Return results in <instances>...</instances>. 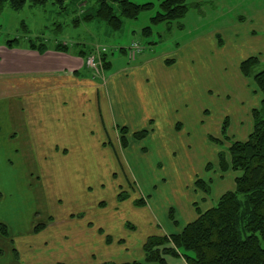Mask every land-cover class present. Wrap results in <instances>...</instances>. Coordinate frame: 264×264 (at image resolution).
Returning a JSON list of instances; mask_svg holds the SVG:
<instances>
[{
	"label": "rangeland",
	"instance_id": "obj_1",
	"mask_svg": "<svg viewBox=\"0 0 264 264\" xmlns=\"http://www.w3.org/2000/svg\"><path fill=\"white\" fill-rule=\"evenodd\" d=\"M131 1L150 2L151 7L140 11L135 19L123 18L118 30L102 20L82 19L84 13L95 10L96 0H65L62 7L54 0L44 4L27 1L20 9H13L7 1L0 2V47L17 38L23 46L33 39L47 46L67 43L86 53L93 48L91 55L101 69L104 46L113 62L108 73L120 63L118 60L126 64L119 48L136 40L146 46L144 54L171 51L177 69L196 64V90L190 85L185 97L188 106L179 109L181 114L186 113L184 118H189V135L184 134L185 142L179 143L180 150L173 156L169 151L178 147L169 140L171 148L161 146L167 142H160L158 149L156 139L131 137L128 146L122 148L110 132L99 142L90 140L93 137L73 142L83 145L81 152L54 157L46 151L48 142L40 140L39 132L38 148L32 150L29 145H35L34 141L27 145L21 132L8 139L5 130L11 125L0 109V221L8 227L7 236L0 233V264L143 261L142 247L149 235L179 231L196 217L197 207L203 210L214 205L224 191L234 187L235 172L221 171L217 154L228 145V139L246 137L253 120L252 114L248 117L242 109L250 104L223 103L228 90L238 86L235 72L242 60L256 56L254 71L264 69V32L248 24V19L237 24L242 15L248 17L264 7V0H185L188 9L183 17L158 23H151L150 18L160 10L162 0ZM111 5L119 13L117 2ZM145 26L151 27L149 34L142 32ZM253 28L257 29L250 34ZM256 34L261 36L258 42L253 37ZM216 46L222 48L218 50ZM141 61L139 55L131 64ZM245 92L247 99H257L253 105L258 107L262 94L251 78ZM232 96L240 101L237 93L229 98ZM226 106L229 110L232 106L233 111L240 108V115L246 117H241L240 125L234 117V125L227 124V129L233 126L232 130L225 133L218 123ZM162 127L167 129L164 124ZM42 172L50 181L43 182L42 187L34 183L29 186ZM200 178L207 191L196 186ZM138 198L142 203L136 205ZM147 202L153 211L152 220L145 217L146 209L142 208ZM52 222L55 223L50 225ZM39 223L42 227L33 231ZM32 226L37 248H21L20 236L13 243L11 234H24ZM166 259L169 264H186L183 256Z\"/></svg>",
	"mask_w": 264,
	"mask_h": 264
},
{
	"label": "crops",
	"instance_id": "obj_2",
	"mask_svg": "<svg viewBox=\"0 0 264 264\" xmlns=\"http://www.w3.org/2000/svg\"><path fill=\"white\" fill-rule=\"evenodd\" d=\"M247 16L242 15L237 24L248 19L250 21L248 24L258 27V29L253 28L250 34H254L256 29L264 32V7ZM259 35L253 36L257 38V42L261 37ZM57 43L47 46L44 52L20 44L0 47V109L5 120L11 125L5 130L8 139L15 138L21 132L24 134L23 141L27 145V142L34 141L35 145H29L32 150L34 147L38 148L39 132L40 140L44 139L48 142H46L48 145L46 151H51L49 155L63 157L74 151L84 150L82 144L77 146L73 142L89 140L91 137L93 138L90 140L99 142L110 132L124 148L120 140V128L124 126L127 129L126 146L131 137L135 138L134 132L145 129L147 133L142 140L148 137L156 139L158 149L160 142L169 140L178 147L169 151L172 152V156L176 150H180L179 143L185 142L184 134L189 135L187 131L189 124L186 123L189 118H184L186 113L181 114L179 109L188 106L185 97H188L190 85H193L194 91L196 90V64L193 67L188 66V69H177L176 59L171 57V51L159 55L147 53L145 55L146 46L143 45L140 52L131 57L128 45L123 47L124 50H120L126 64H121L122 61L118 60L117 62L120 63L116 68L107 73V70L112 68L113 62L108 56L106 47L102 46L105 48L107 67L91 69L86 65L85 58L93 52L92 50L86 53L79 48L74 49L73 45L67 43H64L68 47L67 50H57L55 48ZM217 45L219 46L218 43ZM218 46L216 49L220 50L222 47ZM139 55L142 61L131 64V61H137ZM238 69L239 71L235 72L238 86L228 90L223 104L232 101L236 104H250L247 108H242L249 117L252 109L256 108L253 104L257 103V99H251L250 96L247 99L248 92H245V89L248 79L253 80V78L244 76L240 68ZM208 71L212 70L208 69ZM210 74L214 73L210 72ZM235 93L238 94L240 101L233 96L229 98L230 94L235 95ZM239 109L233 111L232 106L230 110L226 106L221 117H228L230 125H234L235 117L237 124L240 125L246 115L242 117ZM173 115L179 118L176 119ZM221 117L219 126L223 122ZM162 124L166 126V131ZM232 128L233 126L228 129L232 130ZM167 131L173 132L174 135ZM246 137L238 139L242 140ZM161 146L169 147L168 142ZM44 155L45 153L43 158H46L47 156ZM172 159L170 155V163ZM49 181V176H43L42 172L41 175L34 177L29 186L34 183L42 187L43 182L47 184ZM147 206L148 202L142 207L146 209L145 217L152 220L153 211ZM90 223L88 222V225ZM145 223L149 225L147 221ZM33 226L16 237L11 234L13 243L15 238L19 239L20 236L23 239L21 248H37L39 244L33 241L34 236L31 233Z\"/></svg>",
	"mask_w": 264,
	"mask_h": 264
},
{
	"label": "trees",
	"instance_id": "obj_3",
	"mask_svg": "<svg viewBox=\"0 0 264 264\" xmlns=\"http://www.w3.org/2000/svg\"><path fill=\"white\" fill-rule=\"evenodd\" d=\"M5 1L13 9H20L27 1L31 4H44L48 0H0ZM64 2L54 0L61 7ZM111 2H117L119 13ZM96 3L95 10L84 13L82 19L102 20L113 30L121 28L123 18L135 19L140 11L151 7L150 2L137 3L131 0H96ZM159 7L160 10L150 18L151 23L181 18L188 9L185 0H162ZM142 32L149 34L151 27L145 26ZM5 45L18 46V39L7 40ZM27 48L44 52L47 45L41 40L30 39ZM55 48L67 50L68 47L58 42ZM120 50L124 48L120 47ZM105 57L103 51L101 61L104 68L108 65ZM257 64L256 56H249L239 64L242 74L251 76L262 94L260 105L251 111L252 129L245 139H228V145L217 154L219 169L235 172L234 187L224 191L214 205L203 210L197 207L196 217L187 221L179 231L149 235L142 247L143 261L133 260L120 264H169L167 256H183L186 264H264V69L254 71ZM227 124L228 118H225L221 124L225 133ZM126 132V127L122 126L120 140L123 146L127 145ZM146 133L145 129L139 130L134 132V137L143 138ZM195 184L207 191L203 179H197ZM141 203L140 198L135 201L136 205ZM41 227L42 224H37L34 231ZM0 233L8 235L7 225L1 221ZM101 264L115 263L105 261Z\"/></svg>",
	"mask_w": 264,
	"mask_h": 264
},
{
	"label": "built area",
	"instance_id": "obj_4",
	"mask_svg": "<svg viewBox=\"0 0 264 264\" xmlns=\"http://www.w3.org/2000/svg\"><path fill=\"white\" fill-rule=\"evenodd\" d=\"M141 50V45L136 42V41H133L130 46H129V55L131 57H133L136 53H138L139 51ZM86 63L88 66L90 67H93V68H97V63H96V60H95V57L93 55H90L87 57L86 59Z\"/></svg>",
	"mask_w": 264,
	"mask_h": 264
}]
</instances>
